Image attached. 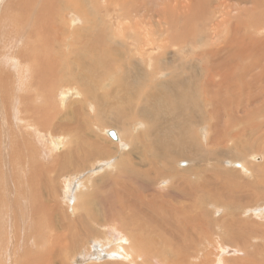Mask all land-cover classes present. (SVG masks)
I'll list each match as a JSON object with an SVG mask.
<instances>
[{
  "label": "rangeland",
  "instance_id": "374dc122",
  "mask_svg": "<svg viewBox=\"0 0 264 264\" xmlns=\"http://www.w3.org/2000/svg\"><path fill=\"white\" fill-rule=\"evenodd\" d=\"M36 1L39 3L42 2V0H30V2L27 0H0V18H4L0 19V52L5 46V44L3 43L7 42L9 31H11L15 25H23V19H26L28 17V14L26 13V6L28 5L30 7L31 5V11L37 10V7L33 6H37ZM44 1L47 0H43V2ZM53 1L63 3L80 1L82 2V4H89L91 2L102 3L101 9L99 10V16L101 17L97 18V22L103 33L107 31V28H110L108 22L111 17H113L112 22H115V17H117V13L115 10V8H117L116 6L120 7V3L127 2L129 9L131 8L128 11L129 14L127 13L126 15L128 16L127 24L129 23L132 25L134 21L138 22L140 20L139 18H142V20H140V23L143 27V39L145 41L148 40L147 42H151V40L152 42H155L154 45L149 43L145 46L147 53H154V51L157 50L156 53L158 59L155 60L158 61L157 64H155L154 60H150L149 63L146 62L138 65L139 68L146 71V78L144 79L141 71L137 72L136 70L135 72L141 82L139 87H137L136 89L134 88L135 91L133 90V92H137V94L141 96V101L144 95H146V99H144L146 109H148V117L146 118V122H148V120L151 118V120L146 123L147 126L157 127L159 123L166 122L165 119L161 120L163 116L161 117L160 114H166L165 118L171 117L169 116V113L164 112V106H162V109L161 106L157 103V101L167 102L166 100L168 99L169 102L173 101L180 104L183 110L187 113L191 109H194L191 111L196 113L198 117H203L207 122L209 121L212 124V127L209 129L206 121L195 126L194 135L195 137L196 135L199 136L198 144L200 145V148L196 149L197 144H195L196 146L194 145L190 148V150L186 148L187 153L185 152V149H183V152L179 151L178 153H176V157L174 155V158L170 163L164 159H161L156 166L160 167L165 175L163 173L160 177H158V180H151L155 177V173H153L152 175L150 174V176L145 175L147 171H151V168L149 167L148 163L145 162L146 164H143L142 162V160L146 157H148L147 159H150L149 153L145 150L143 144H141L139 141L137 143L136 141L133 144L129 143L128 145L130 146H127L124 141H122L121 139L119 140V135L122 131L120 126L123 127V125L125 126V124L121 123V121L117 119L114 114L106 113L108 111H104L105 113L101 114L102 117L100 118L102 121L100 120L99 122L97 118V124L99 123V128H101L102 130L105 129V133L102 132V135L96 133V135H98L95 136L94 134V137L100 136L98 142H100L101 144L105 143V145L111 148V151H114V153L111 154L109 158L99 159L100 161L98 159H91L89 161L78 162L79 166L74 165L73 163L70 164V162L65 159L66 156L61 157V159L53 156L54 152H51V148L53 147L52 141L54 140L51 136V133L46 134V136L44 137L40 135L31 136L33 132L31 129H29L25 132V135H27V137H24L21 131L15 126L12 128L13 130L8 131L7 133L3 128H0V191H2V197L0 194V264H24L28 261H30L28 264H42V262L37 263L35 261L37 259L34 256L37 255L39 251H47L48 249L53 248L52 245H54L59 234H62L63 236L60 243V245H62V248H60L58 256L55 255L52 258H47L48 261L43 262V264H66L67 262L68 264H75V261L81 263L83 262L82 264H99V262L100 264H138L141 262H128L126 260L120 261V256L117 254H105L104 258L97 259L94 257L92 261L88 260L91 255L90 253L92 252L91 250L95 245L100 249H102L101 247H104L103 250L106 251L107 249H110V245L115 244V240L124 242V240L129 236V231L132 228V224L133 226H135L138 222H140V224L142 223V225L139 226L140 229H138V231H142L140 233V238H143L144 240L146 238L147 244L148 242L153 241L154 243L157 242V245L159 244V250L154 249V251H156L154 253L157 254L150 257L149 259V262H153V264H264V108H261L263 109V111L260 112H257L258 109H256L257 107L259 108L264 106V101H262L263 99L261 98V102L258 101L256 104H252V102H250L249 106H253L254 108L250 114H247L246 112L242 113L245 118V122L241 125L243 134H241L239 137L234 138H231L230 135L229 138L228 134L230 133L226 131V119H228L226 115V109L230 108L233 95L236 93L235 95H237L239 98H242V106H245L244 102L248 97L250 90L254 89L256 91H263L264 93V78L262 80L256 81L255 85L253 81L249 80L250 76H248L245 72V81L247 80L248 82H253L254 84H242L236 88L233 83H230L232 87L229 89L227 88V84L221 78L224 70H229L232 67H237L230 65L231 67L224 68V63L221 62L222 58L225 59L226 57H229L227 63L230 64V61L233 59V57L231 56V54H228L227 56L226 53H229L230 51L234 52L233 49L230 50L231 47H236L235 44H237L238 42L237 47L239 46L238 48L245 49V45L248 46L250 43V34L254 35L255 37L264 38V20L250 27V30H248L247 32L245 31L244 26L240 24V22L246 21V19L249 20L248 16L242 13L247 12L246 10L251 8V3L242 2L239 4L238 0H231V4H229V2H226L225 6L227 7L223 8V6L220 5L219 0ZM107 2L109 3V5ZM129 3L131 5H129ZM107 7H109L110 9H106ZM137 10H139L138 15L140 17H138V15L136 14L138 12ZM252 11L253 10H250L249 13ZM86 15L90 16L89 13H86ZM239 15L240 17H238ZM71 17H73V14H67L65 16V18ZM259 18L260 17L256 16L253 19L258 20ZM16 19H18L19 22ZM10 20H12L13 22ZM224 20L227 21V23H224ZM80 21L81 20H78V22ZM5 22H7V24H5ZM134 25L135 24H133V26ZM20 27L23 29H28V26ZM216 27L217 29H214ZM228 29H230L231 31L229 30V32ZM254 31H256L258 35H256ZM215 32L217 34L212 38ZM228 33L229 35H231L229 36L231 41H229L230 39L227 37ZM34 38V34H29L28 38H26L25 40H29L30 43H34ZM139 38V42L143 43L140 36ZM241 41L244 43L243 45ZM13 42L18 43V39L14 37ZM227 42H230V44H228ZM232 42V45L235 46H231ZM225 43L228 45H226ZM223 44L225 47L222 46ZM20 45L21 43H18V46ZM250 48H253L254 50H257L258 48L257 52H259L260 50V53L263 57L262 62L264 63V46L259 47L253 45L252 47L250 46ZM89 49H91L89 45H81L82 51H88ZM30 50L31 49H28L24 52V55L28 53L24 56L25 59H23L22 61L23 63L25 62V65L26 63L28 64V61L29 65H31ZM91 51L93 50L91 49ZM208 52H211L210 55ZM153 53H151V55ZM6 54V56H3L4 59H0V72L5 73L4 76L0 77V83L2 82L1 85H3L2 87L4 90L7 91L8 87L9 92L7 91V93L10 95L13 93L18 78H16L17 73L13 71L12 68L9 69L8 66H5L6 61L9 59V53ZM139 57H141L139 54L135 56V58ZM7 62L9 63L10 60H8ZM23 63L21 64V66L23 67L22 69H25V65ZM131 63L134 66V57L131 58ZM242 64L246 63L241 62L239 67L236 69L237 72H235L236 70L231 72H234L236 74H243L244 68H241V66H243ZM115 65L111 63V68L108 73L109 75H105L102 80V82L104 81V86L99 90L105 95H110V97L112 98L111 102L114 103H116L118 100V98L116 97L128 95V93H124L126 92V90L124 89L123 91V88L118 85H121V81L125 80V76H123V73L129 67V59L124 58L122 67L118 64V62H116ZM262 69L263 67L260 66L256 68L255 71H260ZM112 70H114V72ZM131 72H134V70H131ZM153 73L154 75H152ZM114 76H117L116 79ZM191 76L194 80L191 78ZM243 76L244 74L242 75V77ZM11 78L12 80H14L12 81ZM116 80L119 81L118 84L116 83ZM178 81L181 83L179 84ZM124 82H126V80ZM10 83L14 84L11 86ZM116 88L119 89L117 90ZM30 89L31 86L28 87V90L31 93ZM178 89H180L179 92ZM20 92L24 93L25 91H18V93ZM177 92H181L180 95L177 94ZM183 92H185V94ZM251 93L254 96L255 91H252ZM173 94L177 95L174 96ZM61 96L62 94H60V98ZM27 100L28 104L31 105V97ZM133 100L135 104H138L137 99ZM14 101H16V105L19 108L23 107V103H21L20 100ZM16 105L13 106V111L18 110ZM198 106L206 108L202 111V109L200 110V107ZM161 109L163 110V112ZM105 110H107V108ZM199 110L202 113H200ZM155 111L157 112L155 113ZM63 113L65 114V112H62L56 117L61 118L64 115ZM87 114L93 115L94 109L90 108ZM0 116L2 118L1 111ZM233 121L235 123V120ZM151 122L152 124L149 125V123ZM258 124H260V130L254 128ZM127 126L131 128L132 125L128 124L125 127ZM95 127L97 126H94V128ZM200 127H204L207 132L209 131V141L202 139V136L204 138L205 136L201 134V131L199 129ZM16 129L18 132L14 131ZM143 129H145V125L135 126L136 133L142 131ZM80 132L82 133V135H84L83 130H80ZM89 133L91 134H88V136L93 135L92 131H90ZM6 134H9L10 136ZM68 136L72 137V139L75 140L77 138L81 140V148H77L76 152L70 154L72 158H75L76 155H83L82 153L85 149L92 148L91 144L88 141L82 139V136L74 137L71 135H66L67 138H69ZM106 136H108L110 140H108ZM188 136L190 137L191 135L188 134ZM56 137L58 139L61 138L62 140L67 139L60 133H58ZM73 141L67 143L66 146L71 147L73 145ZM111 141H114L115 145L112 144ZM117 142L121 144V146L119 145L120 149L117 146ZM11 143L12 147L10 148ZM201 147H203V150H201ZM121 148H124L126 150L123 149V151L121 150ZM116 151H120L122 154L119 152L117 153ZM32 154H34V156ZM201 157H203L204 160H201ZM120 158L130 160V163L136 165L137 168L142 171V174L138 178H134V176H132L131 178H129L130 176L128 178L121 177V179H118L117 183H115L117 184V187H114V183L107 184L105 182L102 183L101 187L99 185L101 183L99 179H102V173H104L106 169H114L116 166L122 167L121 165H119V162L121 160ZM239 162L244 163V168H246V165H248L249 168H252L251 165H256L257 171L252 170V174L248 173V171L246 170L240 171V167H237ZM58 163L61 164L59 165ZM110 163H112L111 166ZM57 166H59L60 168ZM66 168L70 169L71 171L69 170L70 172H68V169ZM126 169L127 168H125V170ZM10 171L12 172V174H10ZM178 172H180L181 174ZM45 173L47 174V176ZM50 176L52 178H49ZM4 177H7L8 179L6 183H4ZM177 177H190V179L194 181L193 186L195 187H198L202 184L200 191H195L194 189L193 192L191 190L190 192L186 193V195L184 194L183 190H176L173 192L175 188V186L173 185H175V183L174 181L172 182L171 179L173 178V180H175L177 179ZM88 179H91L92 183H89ZM256 179L257 182H253ZM82 180L86 183L87 188L83 190V193L85 194L84 196L79 195L81 200H83V203L81 204V207L78 211L83 215L78 212L79 217L71 216V208L72 205L75 204L74 194L76 189L79 187V183ZM97 182L99 184H97ZM121 182H125L126 186H122L120 189ZM49 184L56 187H53ZM150 184L152 185V187ZM95 185H97L98 187H94ZM2 187L6 188L2 190ZM29 187L33 191H30ZM96 189L99 191H97ZM90 191L92 194L90 193ZM168 191L170 195L168 194ZM54 192H58L59 196ZM88 193L92 195V198L91 196H89L90 199L87 198ZM153 194H155L154 196H156V199L158 200L150 202V204H153V206L149 205L150 208L148 205H145L144 208H142L141 206H138V204H136L137 198L141 197L144 199V197L146 196L145 198L149 200V198H151ZM188 194L191 196L188 197ZM14 195L15 197H13ZM105 196L108 197L106 198ZM147 196L149 197L147 198ZM187 197L190 199L188 200ZM188 203H192V206H190L189 208H184L185 204ZM85 204L87 207L85 206ZM101 205L104 209H101ZM244 205L246 207H250L247 209H255V212L250 214L242 212ZM147 206L148 208H146ZM153 207H156V209ZM9 209L11 210V212H8ZM105 209L108 213H104ZM114 209L118 211L115 214H113L114 212L110 213V211H113ZM256 210L259 212L262 211V215L257 214ZM89 211H91L92 215L89 214ZM179 211L181 213H179ZM120 212H122L123 216L126 218H137V223L133 220L123 219L120 215ZM170 213L171 215H169ZM102 214L104 215V217L107 216L106 214L110 215L111 222L106 221L110 219L109 216H107L108 218L106 217L104 219ZM111 214L114 215L113 217H116L119 221H113V217ZM14 215V218L9 219V217ZM231 216L235 218H231ZM69 217L76 218L75 220L72 218V222ZM188 217L189 219H191L189 223L184 220V218L188 219ZM27 218L28 221L26 222ZM79 218L81 219L79 220ZM85 225L90 226L87 228ZM83 227L86 230L89 229L91 231H85ZM61 228H63V230ZM12 230H14V233L17 236V239L14 243H12L11 240L9 241V239H11ZM73 230L76 232H74ZM117 230L120 232V235L116 233ZM68 231L70 234L68 233ZM92 231L93 233H91ZM109 231H113V233L115 234H113L112 232L111 234ZM97 233H99L100 235ZM142 234H144V237H142ZM81 235H83V237ZM112 236H115V238L117 237L118 240L114 237L112 238ZM103 237L104 239H106L107 237L108 240H104ZM123 237L125 239H123ZM149 239L150 241H147ZM82 243L86 247H82ZM127 243H129V241ZM168 245H170L171 247L169 248ZM178 245L180 247H177ZM76 246L78 247L76 248ZM163 247L166 249H164ZM88 249H90V251ZM161 251L163 254L161 253ZM168 252L170 256L168 255ZM176 252H178V254ZM158 254L161 255V257ZM29 255L31 257H29ZM167 255L169 256V258ZM27 258L28 261L23 262V260H27ZM115 258H117L118 260ZM158 261L162 263H159ZM165 261L167 262L165 263Z\"/></svg>",
  "mask_w": 264,
  "mask_h": 264
},
{
  "label": "bare ground",
  "instance_id": "6f19581e",
  "mask_svg": "<svg viewBox=\"0 0 264 264\" xmlns=\"http://www.w3.org/2000/svg\"><path fill=\"white\" fill-rule=\"evenodd\" d=\"M27 1L30 2V0H27ZM230 1L231 0H219L220 5H222L223 8L227 7V6H225L226 2H229V4H231ZM238 1H239V4L242 2L251 3V8L246 10L247 12L242 13V14H246L248 16L249 20L246 19V21L240 22V24L242 26H244L245 31L247 32L248 30H250V27H252V26L258 24L260 21L264 20V0H238ZM53 2H54L53 0H51V1L47 0L44 2L42 0V2H40V3L37 2V6L33 5V6L37 7L36 11H31L32 10L31 5H30V7L27 5L26 6L27 7L26 13L28 14V17L26 19H23L24 23H23V25H20V26H22V27L28 26L27 27L28 29H23L19 25H15L12 28V30L9 31L7 42L3 43V44H5V46L0 52V59L3 58V56L6 53H9L8 54L9 55L8 60H10V62L8 63L7 62L8 60H7L5 66H8L9 69L12 68L13 71H15L17 73L16 78H18V79H17V81L15 80L17 82V84L14 87L13 93L10 95L7 93V91L9 92L8 87H7V91H6L3 89V87H2L3 85H1L2 82L0 83V111L2 112V118H3L2 119L0 116V120L2 121V123L0 121V128H3L7 133L8 131L13 130L12 128L15 126V127H17V129H19L21 131V133L23 134L24 137H27V135H25V132L29 129H31L33 132V134L31 136H35V135L39 136L40 135V136L44 137V136H46V134L51 133V136L53 137V140H54V141H52L53 147L51 148V152H54L53 156H56V158H60V159H61V157L66 156L65 159L67 161H69L70 164L73 163L74 165L79 166L78 162L89 161L91 159H98V160L101 158L105 159V158H109L111 156V154L114 153V151H111V148H109L107 145H105V143L101 144L100 142H98L100 139V136L94 137V134H95V136H97L98 134L102 135V132L105 133L104 128H103L104 130L99 128V126H98L99 123L97 124V118H98V121L100 122V120H101L100 117H102L101 114L102 113L104 114L106 111H108L106 113L114 114V116L117 119H119L121 121V123L125 124V126L128 124L132 125L131 128L129 126H127L128 127L127 128L124 125H123V127L120 126L122 131L119 135L120 136L119 140L121 139L122 141H124V143H126L127 146H130V145H128L129 143L133 144L136 141H137V143L139 141L141 144H143V147L149 153L150 159H147L148 157H146L142 160V162H143V164L148 163L149 167L151 168V171H147L145 173V175L150 176V174L152 175L153 173H155L154 174L155 177L153 179L150 178L151 180H158L159 179L158 177H160L164 173V172H162V169L160 167L156 166L157 163H159V161L161 159H164L170 163L173 160L174 155L176 157V155H177L176 153H178L179 151L183 152V149H185V152H186V148L188 150H190V148L193 147L195 144H197V146L195 145L196 149L200 148V145L198 144L199 136L196 135V137H195L194 129H195L196 125H199L200 123L206 121V119H204L203 117H198L196 113L191 111L194 109H191L187 113L183 110L182 106L180 104H178L177 102H173V101L169 102L168 99L166 100L167 102H165V101L158 102L157 101V103L161 106V108H162V106H164V112L169 113V116H171V117L165 118L166 114H164V113L160 114L161 117L163 116L161 118V120L165 119L166 122L159 123L157 125V127L147 126L146 123H148L151 120V118L148 120V122H146V118L148 117V109H146V104L144 102V99H146V97H145L146 95H144V97L141 101V96H139V94H137V92H133L134 88L136 89L137 87H139L140 82H141L140 79L137 77V74L135 72H136V70H137V72L141 71L143 76H144V79H145L146 78V76H145L146 71L139 68L138 65L146 63V62L149 63L150 60L151 61L157 60L158 59L157 53H156L157 50L154 51V53L153 52L147 53L145 46L148 45L149 43L154 45L155 42L154 41L152 42V40H151V42H152L151 43V42H147L148 40L145 41L143 39V36H142L143 35L142 28L143 27L140 23V20H142V18H139L140 20L138 22H135L133 20L134 23L133 22L132 23L135 24L134 26H133V24L132 25L129 23L127 24L128 16H126V15H127L128 11L131 9V8L129 9L127 2L120 3L121 4V6L119 5L120 7L116 6L117 8H115V10L117 13V17H115V22H112L113 17H111L109 22H108L109 23L108 25L110 26V28H107V31L105 33H103L101 31V28L97 22V20H98L97 18L101 17V16H99V10L101 9L102 3H97V2L96 3L95 2L89 3V1H88L89 4H87V3L82 4V2H80V1L79 2L73 1V2H68V3L57 2V1L54 3ZM115 3H117V2H115ZM111 4H113V3H111ZM108 5H109V3H108ZM129 5H131V4L129 3ZM109 7H107L106 9H108ZM135 7H137V6H135ZM228 8H229V6H228ZM250 10H253V11L249 13ZM137 11L138 12L136 14L138 15L139 10H137ZM2 13H3V11H2ZM86 13H89L90 16H87ZM67 14H73V17L65 18V16ZM102 14H104V13H102ZM106 15H107V13H106ZM131 15H132V13H131ZM256 16H258L260 18L258 20H254L253 18ZM138 17H140V16L138 15ZM238 17H240V15ZM1 18H3V17H1ZM129 18H130V16H129ZM16 20L19 22L18 19H16ZM78 20H81V21L78 22ZM6 21H7V19H6ZM10 21H12V20H10ZM1 22H2V20H1ZM224 23H227V21L224 20ZM5 24H7V22H5ZM101 26H102V24H101ZM0 27H1V25H0ZM160 27H161V25H160ZM218 28H219V26H218ZM214 29H217V27ZM229 30L230 29H228V31ZM234 31H236V30H234ZM219 32H221V31H219ZM254 33L256 35H258L256 31H254ZM29 34L35 35V38H34L35 42L34 43H30L29 40L28 41L25 40L26 38H28ZM216 34L217 33L215 32L214 35L212 36V38ZM227 35H228L227 36L228 38H229V36H231V35H229V33ZM139 36L141 37V41L143 43L139 42V39H140ZM14 37H16L18 39V43H21L20 46H18V43L13 42ZM249 38H250L249 39L250 43L248 46L245 45L246 48L245 49L243 48L244 50L238 48L239 46L237 47L238 42H237V44H235L237 49H236V47H233V48L231 47V46H235V45H232L233 42L231 43V46L229 45L231 47L230 50L233 49V51H234V52L230 51L229 53H226L227 56H228V54H231V56L233 57V59L230 61V64L227 63V60L229 59V57H226L225 59L224 58L221 59V62L224 63V68H228L231 66H237L236 68L232 67L229 70H224L223 75L221 77L223 79V81L227 84L228 89L232 87V85L230 83H233L235 85V87L237 88V87H239V85H242V84L253 85L256 81L262 80L264 78V63L262 62V59H263L262 54L260 53V50H259V52H257L258 48H257V50L250 48V46L252 47L253 45L263 47L264 46V38L255 37L252 34H250ZM237 39H238V37H237ZM229 41H231V39ZM2 42H3V40H2ZM224 42H225V40H224ZM82 44L89 45L93 51H91V49H89L88 51H82L81 50ZM228 44H230V42ZM228 44H226V45H228ZM243 44L244 43L242 42V45ZM222 46L225 47L224 44ZM28 49H31L30 50L31 51V65H29L28 60H27L28 64L26 63V65L24 64L25 62L24 63L22 62L23 59H25L24 56L26 54H28V53H26L24 55V52ZM214 52H218V51H214ZM151 53H153V54L151 55ZM210 53H209V55H210ZM137 54H139L141 57L135 58V56H137ZM197 54H198V52H197ZM212 56H214V55H212ZM133 57H134V66L135 67L131 63V58H133ZM124 58L129 59V67L127 66L128 69H126L123 73V76H125V80L127 83L124 82L125 80H123V81H121L122 82L121 85H118V86L122 87L123 91L125 89L126 92H124V93H128V95L116 97V98H118V100L116 103H114V102H111L112 98L110 97V95H105L104 93H101L99 90L102 89L104 86L103 85L104 81L102 82V80L105 77V75H107L109 73L110 68H111V63H113L115 65V63L118 62V64L122 67V64L124 62ZM241 62L246 63V64H242L243 66H241V68H244V71H243L244 76L243 77H242V75H243L242 73L236 74L234 72L233 73L231 72V71H235L239 67ZM22 63L25 65V69H22L23 68L21 66ZM157 63H158V61H155V64H157ZM131 65H132V67H131ZM260 66L263 67V69L260 71H255V69L260 67ZM130 68H131V70H134V72H131ZM113 69H115V68H113ZM112 71L114 72V70H112ZM21 72H22V74H21ZM235 72H237V70ZM245 72L248 76H250L249 80L253 81L254 83L248 82L247 80L245 81V79H246ZM218 73H220V72H218ZM239 73H240V71H239ZM4 74L5 73L0 72V77L4 76ZM152 75H154V73ZM192 76H191V78H192ZM24 77H27V78H24ZM116 77H115V79H116ZM152 78H154V77H152ZM11 80H12V78H11ZM180 80H182V79H180ZM0 81H1V78H0ZM118 82L119 81L116 80L117 84H118ZM180 83L181 82H179V84ZM13 84H11V86ZM255 85H256V83H255ZM29 86H31V89H30L31 93L28 90ZM78 88H80V89H78ZM180 89H178V92L180 91ZM182 89H183V87H182ZM238 89H240V88H238ZM258 90H261V89H258ZM18 91H25V92L24 93L23 92L18 93ZM252 91H255L254 96L251 93ZM178 92H177V94L180 95V93L182 91L180 93H178ZM183 93L185 94V92H183ZM60 94H62L61 98H60ZM163 94H164V91H163ZM235 94L233 95V99L231 100L230 108L226 109V115L228 117V119H226L227 120L226 131H228L230 133V134H228L229 138H230V135H231V138H234V137H239L241 134H243V130L241 129V125L245 122V120H244L245 118L242 115V113L246 112L247 114H250L252 112V110L254 108H253V106H249L250 102H252V104H256L258 101H260L261 98L263 99L262 101H264L263 91H256V90L252 89V90H250L248 97L245 99V102H244L245 106H242L243 104H242L241 100H243V99L239 98ZM173 95L176 96L175 94H173ZM33 96H34V98H33ZM164 96H166V95H164ZM30 97H31V103H30L31 105L28 104V100H27ZM133 99H137L138 104H135L133 102L134 101ZM14 100H20L21 103H23V107L19 108L16 105L17 104L16 101H14ZM201 104H203V103H201ZM15 105L17 106L18 110L13 111V106H15ZM188 107H190V106H188ZM198 107H200V106H198ZM90 108L94 109V114H95V115L93 114L94 116L92 114H87L88 110ZM106 108H107V110H105ZM155 108H157V107H155ZM205 108L206 107H200V110L202 109V111H203V110H205ZM261 108H264V106L259 107V108L257 107L256 108V109H258L257 112L263 111V109H261ZM200 110H199V112H200ZM62 112H65V114L63 113L64 115L61 118H57L56 116H58V114H60ZM156 112L157 111H155V113ZM162 112H163V110H162ZM200 113H202V112H200ZM98 114H100V115H98ZM109 114H108V116H109ZM161 120H158V121H161ZM233 120H235V123ZM150 124H152V122L149 123V125ZM206 124L209 126V129L212 127V124L209 121L208 122L206 121ZM137 125H139V126L145 125V129L136 133L135 126H137ZM94 126H97V127L94 128ZM254 128L260 130L261 129L260 124L256 125ZM17 129L14 131L18 132ZM199 129L201 131V134L205 136V138L202 136V139L209 141V138H208L209 131L207 132V130L204 127H202V128L200 127ZM80 130H83L84 135H82ZM90 131L93 132V135L88 136V134H91V133H89ZM58 133H60L61 135L65 136V137H66V135H71L74 137H76V136L81 137L82 136L83 137L82 139H85L86 141H88L91 144L92 148L91 149L87 148L83 151V153H82L83 155H79V156L76 155L75 158H72L70 154L73 152H76L77 148H81V140L78 138L76 140L72 139V137H70V136H68L69 138L66 137L67 138L66 140H62L61 138L58 139L56 137V135ZM96 133H98V134L96 135ZM188 134H190L191 136L189 137ZM6 135L10 136L9 134H6ZM108 136H106V138H108V140H110ZM84 137H86L88 139H86ZM91 138H93V139H91ZM73 140H75V141H73ZM72 141H73V145L71 147H67L66 144L69 142H72ZM111 143L115 145L114 141H111ZM119 145L121 146V144L119 142H117V146L120 149ZM11 147H12V143L10 145V148ZM126 147H124V148H126ZM66 148H67V150H66ZM124 148H121V150H123ZM202 148L203 147H201V150H203ZM124 150H126V149H124ZM118 152L121 153L120 151H118ZM210 154H211V152H210ZM32 155L34 156V154H32ZM255 158H256V156H255ZM120 159L121 160L119 162V165H121L122 167L116 166L114 169H106V171L104 173H102L103 174L102 179H99L101 183L99 184L98 183L99 181H98L97 184H99L102 187L103 182H105L107 184L108 183H114L115 184V183H117L118 179H121V177L122 178H128L129 176H130L129 178H131L132 176H134V178L140 177V175L142 174V171L139 168H137L136 165H133L132 163H130V160H128V159L127 160L123 159V158H120ZM202 159L204 160L203 157H201V160ZM48 163H49V161H48ZM58 164L60 165L61 163H58ZM58 164H56V165H58ZM63 164H64V161H63ZM111 164L112 163H110V166H111ZM243 165H244L243 162L242 163L239 162V164L237 165V167H240L239 168L240 171L246 170V171H248V173H251V174L253 173V171H257L256 165H254V166L251 165L252 168H249L248 165H246V168H244L245 166H243ZM33 166H35V165H33ZM57 167H59V166H57ZM65 167H66V164H65ZM125 168H127V169L125 170ZM66 169H68V168H66ZM69 170L70 169H68V172L71 171V170L70 171ZM79 170H80V168H79ZM46 171H47V169H46ZM178 173H180V172H178ZM192 173H193V171H192ZM10 174H12V172ZM164 175H165V173H164ZM46 176H47V174H46ZM49 178H52V177L50 176ZM3 179H4V183H6L8 181L7 177H4ZM124 180H126V179H124ZM171 180H172V182L174 181V183H175V185H173V186H175L173 192L176 190H179V191L183 190L185 195H186V193L190 192L191 190L193 192L194 189H195V191H200L201 186H202V184L199 185L198 187L193 186L194 181L191 180L190 177L189 178L177 177V179L173 180V178H172ZM88 182L92 183L91 179H88ZM253 182H257V179ZM51 183H52V181H51ZM120 184H121L120 189L122 186H126L125 182H121ZM37 185H38V183H37ZM49 185H51V184H49ZM51 186L56 187L54 185H51ZM96 186L97 185H95L94 187H96ZM114 187H117V184H115ZM151 187H152V185H151ZM2 188H3L2 190H4L6 187H2ZM86 188H87V185L82 180L79 183V187L76 189L75 194H74L75 195L74 196L75 197V199H74L75 204H73V202H72V204L74 206L72 205V208H71V216H76V217L78 216V212H79L78 210L81 207V204L83 203V200H81L80 196L85 195L83 193V190H85ZM186 189H188V190H186ZM96 190H94V191H96ZM30 191H33V190H31V188H30ZM40 191H41V189H40ZM97 191H99V190H97ZM117 192H119V191H117ZM90 193H91V191H90ZM0 194L2 197V191H0ZM55 194L59 196L58 192H56ZM159 194H160V192H159ZM168 194L170 195L169 191H168ZM11 195H13V194H11ZM87 195H86L87 198H89V196H91V198H92V195H90L89 193ZM128 195H129V193H128ZM154 195L155 194H153L151 196V198H149V200H147L145 198L146 196L144 197V199L139 197L136 200V202H137L136 204H138V206H141L142 208H144L145 205H148V206L152 205L153 206V204H150V202H154L155 200H158V199H156L157 197ZM58 196H56V197H58ZM140 196H141V194H140ZM190 196L191 195H189L188 197H190ZM13 197H15V195ZM105 197L107 198L108 196H105ZM115 197H117V196H115ZM148 197L149 196H147V198ZM188 197H187V199L189 200L190 198H188ZM101 198H102V196H101ZM97 200H95V201H97ZM134 202H135V200H134ZM39 203H40V201H39ZM88 203H86V204H88ZM86 204H85V206H86ZM44 205H45V203H44ZM148 206L146 208H148ZM190 206H192V203L185 204L184 208L185 207L189 208ZM102 208L103 207L101 205V209ZM149 208H150V206H149ZM153 208L156 209V207H153ZM247 208H250V207H246L244 205L242 212H245L247 214L255 212V209H252V208L247 209ZM10 209L8 212H11ZM88 210H89V208H88ZM117 211L118 210L114 209L113 211H110V213L114 212L113 214H115ZM246 211H248V212H246ZM256 212H257V214L262 215V211L259 212L256 210ZM101 213H102V211H101ZM104 213H108L106 211V209H105ZM139 213H142V212H139ZM162 213H164V212H162ZM179 213H181V212L179 211ZM66 214H67V212H66ZM80 214L83 215L82 213H80ZM89 214L92 215L91 211H89ZM90 215H89V217H90ZM106 215L109 216V218H110L106 221L111 222L110 215H108V214H106ZM120 215L125 220H133L137 223V218H135V217L126 218L123 216L122 212H120ZM169 215H171V213ZM102 216L104 217L103 214H102ZM107 216H105L104 219ZM113 216L114 215H112V217ZM184 216H186V215H184ZM191 216H193V215H191ZM229 216H230V214H229ZM14 217H15V215L9 217V219L14 218ZM72 218H70V219L73 222ZM75 218H73V219L75 220ZM231 218H235V217L231 216ZM80 219L81 218H79V220ZM93 220H94V217H93ZM112 220L113 221H119V220H117L116 217H113ZM184 220L187 223H189L191 221V219H189V217H188V219L184 218ZM27 221H28V218L26 219V222ZM96 222H98V221H96ZM71 225H72V223H71ZM140 225H142V223L140 224V222H138L135 226H133V224H132V228L129 231V236H128L129 239L128 238L125 239L123 237V239H125L124 242L116 241L115 239H117V237L115 238V236H112V238L113 237L115 238L114 239L115 244L110 245V249H107L106 251L103 250L104 247H101L102 249H100L96 245L94 247L92 246L93 249L91 250L92 251L90 253L91 255L89 254L90 258L88 260L92 261V259L94 257L97 259L104 258L105 254H111V255L117 254L120 256L119 257L120 261L121 260H126L128 262L140 261L141 263H138V264H153V262H149V259H150V257L157 254V253H154V252H156V251H154V249L159 250V244L157 245L156 241H155L156 243H154V241H153V242H148V244H147L146 238H145V240L143 238H140V233L142 232V231H138V229H140V227H139ZM77 226H78V224H77ZM85 226L88 228L90 225L89 226L85 225ZM126 226H127V224H126ZM199 226H200V224H199ZM156 227H157V225H156ZM65 228H66V226H65ZM142 228H144V227H142ZM148 228H150V227H148ZM61 229L63 230V228H61ZM83 229H85V228L83 227ZM88 230L85 229V231H88ZM89 231H91V230H89ZM74 232H76V231H74ZM111 232L113 233V231H111ZM11 233H12V235H11V239H9V241L11 240L12 243H14L15 240L17 239V236L15 235L14 230H12ZM68 233H69V231H68ZM91 233H93V231ZM116 233L120 235V232L118 230L116 231ZM65 234H67V233H65ZM88 234H89V232H88ZM88 234H86V235H88ZM97 234H99V233H97ZM113 234H115V233H113ZM84 235H85V233H84ZM99 235H98V237H99ZM119 235H118V238H119ZM62 236H63L62 234H59L57 236L58 237L57 240L55 241L54 245H52L53 248L48 249L47 251L46 250L45 251H39L38 254L34 256L37 259L35 261L37 263L42 262V264H43V262L48 261L49 258H52L55 255L58 256V254L60 252V248H62V245H60V243L62 241ZM81 236L83 237V235H81ZM87 237H89V236H87ZM107 237H109V236H107ZM107 237H106V239H104V237H103V239L108 240ZM142 237H144V234H142ZM76 238H77V236H76ZM90 238H91V236H90ZM70 239H72V238H70ZM121 239H122V237H121ZM114 240H113V242H114ZM120 241H122V240H120ZM128 241H129V243H127ZM147 241H150V239ZM82 245H83V243H82ZM174 245H176V244H174ZM78 246H76V248ZM82 247H86V246L83 245ZM168 247L170 248L171 246L168 245ZM177 247H180V246L178 245ZM89 248H91V247H89ZM164 249H166V248H164ZM88 250L90 251V249H88ZM51 252H52V254H51ZM93 252H94V256H93ZM171 252H174V251H171ZM26 253H27V251H26ZM161 253H162V251H161ZM176 253L178 254V252H176ZM11 254H12V252H11ZM168 255H169V252H168ZM159 256L161 257V255H159ZM169 256H168V258H169ZM29 257H31V256L29 255ZM83 257H85V256H83ZM79 259H81V258H79ZM115 259H117V258H115ZM170 259H172V258H170ZM111 260H113V259H111ZM183 260H184V257H183ZM24 261H28V258H27V260L26 259L23 260V262ZM29 262L30 261H28L24 264H28ZM166 262L167 261H165V263ZM82 263L75 261V264H82ZM159 263H162V262H159ZM66 264H68V262ZM99 264H100V262H99ZM107 264H110V263H107Z\"/></svg>",
  "mask_w": 264,
  "mask_h": 264
}]
</instances>
